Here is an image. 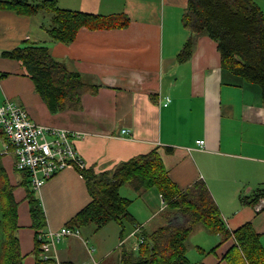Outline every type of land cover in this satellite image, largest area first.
I'll list each match as a JSON object with an SVG mask.
<instances>
[{
  "label": "crops",
  "instance_id": "crops-1",
  "mask_svg": "<svg viewBox=\"0 0 264 264\" xmlns=\"http://www.w3.org/2000/svg\"><path fill=\"white\" fill-rule=\"evenodd\" d=\"M41 1L28 0L33 4ZM186 3L57 0L62 9L102 15L123 13L129 19L123 28L81 27L66 44L47 34L51 15L44 17L41 12L46 10L25 15L0 9V103L17 101L37 124L84 134L73 139V145L84 167L95 174L112 171L119 163L157 148L169 178L180 190L202 180L228 229L251 222L264 235V105L260 90L221 69L216 42L205 34L194 37L186 61L176 60L189 35L181 24ZM31 41L46 46L53 58L78 72L84 83L97 85V91L84 93L76 105L67 103L62 110L49 112L34 93L20 62L1 55ZM166 97L169 101L163 106ZM121 129L128 132L122 134ZM199 140H203V147ZM4 145L9 149L5 141ZM6 156L3 165L16 185V234L22 264H37L39 253L34 249L28 203L24 188L18 185L21 175L14 169L11 154ZM124 186H120L119 194L122 189L131 192ZM130 189L132 198L123 197L131 200L127 209L140 231L151 232L167 222L180 223L181 215L169 210L154 188ZM258 193L262 195L255 205L241 202V197ZM34 196L41 200L43 230L65 226L90 200L85 179L75 168L57 172L34 190ZM135 198L147 209L133 208ZM157 215L161 219L153 224ZM79 231L80 237L57 242L51 259L41 264H91L93 260L103 264L116 252L118 264L120 247L130 248L134 238L132 226L127 224L121 232L114 221L100 228L88 224ZM233 243L229 238L209 254L198 250L213 246H197L198 254L204 257L200 262L227 264L223 255ZM91 247L94 251L89 253Z\"/></svg>",
  "mask_w": 264,
  "mask_h": 264
},
{
  "label": "trees",
  "instance_id": "trees-1",
  "mask_svg": "<svg viewBox=\"0 0 264 264\" xmlns=\"http://www.w3.org/2000/svg\"><path fill=\"white\" fill-rule=\"evenodd\" d=\"M0 9L33 15L40 10L50 12L47 34L56 42H71L78 29H116L128 25L123 13L109 15L62 9L57 0H0ZM181 24L189 35L176 55L178 62L186 61L193 49L194 37L205 34L216 42L220 67L245 83L258 86L264 105V12L254 0H187L181 15ZM3 57L15 59L24 68L34 89L51 113L76 105L81 96L95 93L97 85L84 83L76 71H71L52 57L49 49L36 42L1 52ZM3 75H0V77ZM0 136L8 143L0 129ZM10 144L8 143V147ZM0 154V216L3 240L0 243V264H22L23 255L17 237L18 201L16 187L2 163ZM17 171V170H15ZM21 175L18 183L25 191V199L33 229L35 253H39V229L45 224L41 203L34 196L28 173ZM85 179L89 202L83 206L65 226L77 227L94 224L100 228L110 221L121 226L136 225L128 212L130 199L119 194L120 186L127 184L133 190L154 188L169 210L181 215L180 223L167 222L151 232L141 230L142 242L136 250L127 246L119 249L118 264H204L191 262L186 256L185 241L196 226L219 237L218 243L202 254L215 251L223 242L232 238L234 243L223 255L227 264H264V242L251 222H245L230 230L221 218L219 209L202 180L180 190L169 178L157 148L119 163L112 171L93 173L88 168L79 169ZM262 193L241 197L242 203L255 205ZM41 261L38 260L37 264Z\"/></svg>",
  "mask_w": 264,
  "mask_h": 264
},
{
  "label": "built area",
  "instance_id": "built-area-1",
  "mask_svg": "<svg viewBox=\"0 0 264 264\" xmlns=\"http://www.w3.org/2000/svg\"><path fill=\"white\" fill-rule=\"evenodd\" d=\"M166 97L163 106L167 105ZM0 129L10 144L4 153L13 157V166L17 171L28 173L30 185L37 191L57 172L66 168L83 169L84 163L73 145V139L83 138L84 134L67 129L40 125L32 121L26 110L13 101L4 100L0 103ZM121 129V133H127ZM203 147V140L198 141ZM257 209L260 205L256 206ZM140 226L135 225L131 236L136 238L132 249L135 250L142 242ZM80 237L77 227L63 226L58 230L39 229L37 239L40 241L39 260L46 263L51 259L55 244L65 237ZM94 249L89 248L92 253ZM40 263V264H41ZM91 264H98L92 261Z\"/></svg>",
  "mask_w": 264,
  "mask_h": 264
},
{
  "label": "rangeland",
  "instance_id": "rangeland-1",
  "mask_svg": "<svg viewBox=\"0 0 264 264\" xmlns=\"http://www.w3.org/2000/svg\"><path fill=\"white\" fill-rule=\"evenodd\" d=\"M257 3H258V5H259V7L261 8V10L264 12V0H255ZM42 13H43V16L44 15H50V12H48V11H46V12H44V11H41ZM45 17V16H44ZM32 42V41H31ZM26 44H28V42H24V43H22V46H24V45H26ZM33 91H34V93H36V95H38L37 94V92L35 91V89H34V86H33ZM14 103H16L17 105H19V103H17V101L15 102V101H13ZM24 109H25V107H24ZM48 109V108H47ZM50 112V111H49ZM5 148V145H4V141H3V139H2V137L0 136V154H3L4 156H3V158H2V163L4 162V163H7L6 162V160H5V158L7 157L6 155H7V153H4V149ZM10 174V173H9ZM10 176H11V174H10ZM128 191H131L130 193L128 192V193H126L123 189L120 191V195H122V196H131V198H132V194L131 193H133V191L130 189V187L128 186V185H126L125 184V186H124ZM36 196L39 198V195L36 193ZM40 200V199H39ZM41 201V200H40ZM134 205H133V208H139V206H140V208H142V209H144V208H146L147 209V207H144V206H142L141 205V199L140 200H137L136 198H135V201H134ZM159 207H161V205H159ZM168 210V209H167ZM158 211V210H157ZM160 211V210H159ZM158 211V212H159ZM157 212V213H158ZM159 219H161L160 218V215L158 216H156V218L154 219V221H153V224L154 223H157V222H159L160 220ZM91 225H94V224H91ZM2 237H3V233H2V230H1V228H0V240L2 239ZM219 239V237L217 236V235H214V234H211V233H209L207 230H205L202 226H197L196 228H194V230H192L191 231V233H190V235L188 236V238L186 239V241H185V246H186V256H187V258L191 261V262H200L204 257H202L200 254H198V251L196 250L197 249V246H201V247H204V248H206V249H209L211 246H214V244L216 243V241ZM135 242H136V238L134 237V238H132L131 240H130V243H129V246H130V248H132L133 247V245L135 244ZM87 244H88V246L90 247V246H92L91 245V243H90V241L88 240V242H87ZM133 250V249H132ZM136 250V249H135ZM134 250V251H135ZM114 255V256H113ZM112 256H110L108 259H106V261H104V263L103 264H115V255H117V252H116V254L114 253Z\"/></svg>",
  "mask_w": 264,
  "mask_h": 264
},
{
  "label": "water",
  "instance_id": "water-1",
  "mask_svg": "<svg viewBox=\"0 0 264 264\" xmlns=\"http://www.w3.org/2000/svg\"><path fill=\"white\" fill-rule=\"evenodd\" d=\"M0 228H1V216H0ZM2 240H3V237H2V239L0 240V243H1Z\"/></svg>",
  "mask_w": 264,
  "mask_h": 264
}]
</instances>
